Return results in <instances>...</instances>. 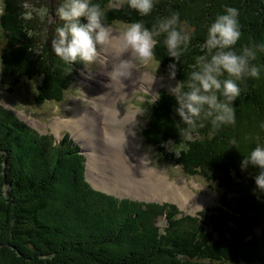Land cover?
<instances>
[{"label":"trees","instance_id":"trees-1","mask_svg":"<svg viewBox=\"0 0 264 264\" xmlns=\"http://www.w3.org/2000/svg\"><path fill=\"white\" fill-rule=\"evenodd\" d=\"M92 2L105 10L106 25L142 20L150 27L157 17L178 13L191 30L192 40L178 64L176 81L187 78L193 57L201 54L206 25L224 6L239 10L242 35L237 47L264 42V0H155L153 12L146 17H139L126 5L110 7L115 4L112 0ZM57 3L0 0V83L5 91L13 92L21 87L20 82H35L34 100L38 104L59 102L78 72L74 74L55 57L43 39V32L53 35L59 23ZM160 39L154 50L159 61L156 67L166 76L170 58ZM256 63L264 64V56H258ZM156 95L159 98L151 105L140 131L143 144L155 155L163 153L165 143L182 144L169 154L163 153V161L176 165L185 175L214 182L221 190L218 204L198 211L196 216L182 215L178 221L173 218L176 211L169 212L173 209L170 204L139 202L155 206L143 211L137 202L119 200L95 188L92 191L77 172V165L76 170L71 166L72 180L68 179L71 173L65 169L72 165V151L63 154L67 161L63 165L62 156L45 151L43 139L41 144L22 134L16 138L14 132L19 133L18 128L25 125H19L0 106V264H264V196L257 198L250 192L254 187L252 170L239 169L241 156L253 142H264V131L259 128L264 121V73L259 79H250L233 102L235 125L211 138L207 127L192 140L180 135L179 129H175V138L167 134L170 129L165 128V119L174 115L175 102L166 89ZM66 140L65 134L59 143ZM229 140L236 143L229 144ZM30 157L35 163L18 169L25 161L31 165ZM161 215L167 225L163 231L156 222Z\"/></svg>","mask_w":264,"mask_h":264},{"label":"clouds","instance_id":"clouds-1","mask_svg":"<svg viewBox=\"0 0 264 264\" xmlns=\"http://www.w3.org/2000/svg\"><path fill=\"white\" fill-rule=\"evenodd\" d=\"M154 4L155 0H116L110 7L126 5L139 17H146L153 12ZM55 16L59 23L53 35L49 36L47 30L43 32V39L55 57L70 68L81 65L88 69L99 64L100 49H109L113 63L108 65L105 75L115 85H124L123 81L140 66L159 64L154 50L162 37L159 43L170 58L165 73L168 94L175 102L173 124L186 140L199 137L205 127L211 138L221 129L234 126L233 102L250 79H259L264 73V64L256 63L258 56H264V42L237 47L242 33L239 10L232 6H224L206 25L201 54L193 57L187 78L182 82L175 78L181 57L189 50L192 32L178 13L159 16L150 27L136 20L116 34L105 23V10L92 0H58ZM125 53L127 57L121 58ZM160 79L164 80L165 75ZM158 98L154 96L152 104ZM259 128L264 131V121ZM235 143L229 140V144ZM239 169L252 170L254 187L250 192L257 198L264 196V142L259 139L253 142L246 155L241 156Z\"/></svg>","mask_w":264,"mask_h":264},{"label":"rangeland","instance_id":"rangeland-1","mask_svg":"<svg viewBox=\"0 0 264 264\" xmlns=\"http://www.w3.org/2000/svg\"><path fill=\"white\" fill-rule=\"evenodd\" d=\"M112 1L116 3V0ZM126 24L128 23L114 21L112 25L108 26H110L113 34H116ZM1 43L2 36L0 31V49ZM121 58H124L123 55ZM111 63H113V58L110 54V50L102 48L100 49L99 64L92 65L88 69H85L81 65L71 67V69L74 70V74H76V72L78 71L77 75L75 76V79L72 81L70 86L66 90H64L63 97L61 96L59 102L44 101L39 104L36 103L34 100L37 93L35 82H31L29 84L20 82L18 85H20L21 87H19L12 93L1 90L0 106L8 110L12 115L11 117L15 118L20 123L19 125H21V123L25 125L21 126V129L18 126L19 128L17 131L19 133L14 132L16 138L20 137V134H22L23 136L26 135L28 139L29 136L34 137V139H36L41 144L43 139V147L45 148V151L50 154L52 153L53 155L57 154V156H62L61 164L63 165L67 162L63 154L68 153L69 155L72 151V153L74 154L73 159H71L72 165H68L67 163L68 168L65 169L66 171H70L71 173L68 179L72 180L71 166L76 170L77 165V172H80V175L83 177L84 182L88 184L89 187L91 185L93 189L95 188L104 192L105 194L113 195L119 200L129 199L130 201L137 202L138 205L143 209V211H149L155 206H152L150 208L149 204H142L139 202H151L157 203L159 205H161L162 203H167L173 206V209H170L169 212L176 211L173 218L180 221V216L182 215L196 216V213L198 211L217 205L221 190L214 182L210 184L200 176L185 175L176 165H173L170 162L163 161V158L161 157L163 153L165 155L169 154L175 151L173 149H179V147L181 148L182 144H180L178 147L176 144L169 146L167 143H165V145H162L163 153L160 152L159 154L154 155L153 150L144 147L142 143H140L141 137L138 134V131L140 126L144 124L143 119L150 111L152 100L155 94L160 89L167 90L169 86V82L166 80V76L164 80L160 79V76L163 73L159 71V69L156 67V64L140 66L138 67V69L148 74L149 77L147 78L146 75L133 73L131 75V78L123 81L124 85H121H128V87L121 88L122 92H119V90L121 89L116 91V88H118L120 85L109 83L108 77L105 75L109 70L108 65H110ZM99 67H102L103 70H99ZM138 78H142L139 79L141 81H139ZM1 79L2 76L0 70V80ZM93 80L97 82L98 86L94 83ZM99 82H108L109 87L105 86L104 89L103 87H101V83ZM171 83L174 84L175 82L173 81ZM131 84L132 86H130ZM124 91L128 93L124 94ZM99 93V97H101V99L94 96L98 95ZM102 93L107 94L104 102L102 101ZM86 108L90 111L92 110V112L85 111V114L92 116L96 114L95 116L101 124L100 137L98 135V131L96 130L97 136L95 138V141L91 142V144H87L84 140L81 141V137L79 138V140H76L77 133L67 128L68 126H72L74 128H77L80 133L83 132V127L79 125L80 122L72 121L70 118L74 117L73 113L75 111L81 112ZM98 110H101L103 112L98 113ZM111 111H117L118 116L129 111L132 112V114H135L136 122L132 124V126H129V128L135 133L138 138L135 149L136 155L133 156V151L127 153L122 152L121 155L125 156V158H122V156L118 154H115V156L113 155V150H111L112 144L105 140L104 130L106 129V126H103V122L105 119L110 120V117L112 118L114 116L110 114ZM109 114L112 116H110ZM172 116L174 115L171 113L168 118L165 119L167 120L168 124L167 126H165V128H169L170 130L167 134L175 138V135H178V130L175 129L178 128H176L175 124H173V121L176 119V117L174 116L175 118H172ZM91 118L94 119L93 117ZM58 125V129H56L55 127H57ZM157 126H160V124L156 125V127ZM158 128L159 127H157V129ZM152 130H154V127ZM65 134L67 140L63 143H59L60 139ZM101 134L104 141L101 138ZM92 144H94L95 146L94 150H98V153H96L95 156L96 160L94 167L93 165H89L88 155L85 153L87 151H92L94 154L92 148L89 150L86 149L92 146ZM73 147H75L74 150ZM65 148L69 150L64 151ZM60 150H63V152L60 153ZM32 152L33 154H36L34 149ZM138 154H140V157H138ZM21 158L24 160V157L22 155ZM76 159H79L83 163V168L79 166ZM116 159L120 164H122L121 168L114 167V161ZM31 163L32 164L30 165L29 162L25 161V163L19 165L18 169H24L28 166L31 167L35 162H33L31 159ZM165 163H168V165H166ZM123 164H126V167ZM142 166L150 169L148 171H145L146 173L151 171L155 174H158V178L160 180L164 179L166 185H162H164L163 187L166 186L164 190L165 195H153L139 189L141 188V184L144 182L142 180H139V178L143 174ZM88 167H92L93 170L90 169L92 170L90 171L92 172V175L88 173ZM62 177L65 181L67 180V177L65 175H62ZM101 177L108 178V185L110 186L111 192L102 190L101 188H97L96 186H94V184H92L99 180V178ZM122 179H125L127 183ZM160 180L156 179V182H161ZM111 183L120 185L125 194H122L121 189ZM115 188H117L118 191L114 190ZM95 189L92 191H96ZM130 189H134L135 193H133ZM144 193H146L147 197H143ZM198 201H200V203H197ZM146 206H148V209L146 208ZM167 211L168 209L165 210L166 213ZM156 222L159 226H162L161 231L164 230V227H167V225L164 224L163 215H161L160 219ZM200 223L204 228L203 216H201ZM42 250L44 249L42 248Z\"/></svg>","mask_w":264,"mask_h":264},{"label":"bare ground","instance_id":"bare-ground-1","mask_svg":"<svg viewBox=\"0 0 264 264\" xmlns=\"http://www.w3.org/2000/svg\"><path fill=\"white\" fill-rule=\"evenodd\" d=\"M123 57L126 58L127 54L126 53L123 54ZM98 69L103 70L102 67H99ZM133 73L139 74V75H146L147 78L149 77L148 74L144 73L142 70H139L138 68ZM129 78H131V76ZM139 79H142V78H138V80ZM93 81L95 84H97V82L95 80H93ZM139 81H141V80H139ZM99 83H101V87H103L104 89H105V86L109 87L108 82H99ZM146 83H147V81H146ZM97 86H98V84H97ZM130 86H132V84ZM124 87H128V85H125V86L120 85L118 88H116V91L121 89V88H124ZM105 91H107V90H105ZM119 92H122V89L119 90ZM126 93H128V92L124 91V94H126ZM102 94H103L102 101L104 102V100L107 97V94H104V93H102ZM99 95H100V93L98 95H94V96L99 97ZM123 96H125V95H123ZM99 99H101V97H99ZM86 109L84 111H81V112L75 111L73 113L74 117L70 118L72 121L80 122L79 125L83 127V132L80 133V131L77 128H74L72 126H68L67 128H69V129H71L77 133L76 134V138H77L76 140H79V138L81 137V141L84 140L87 144H91V142L95 141V138L97 136V131H98V135L100 137V129H101L100 125L101 124L97 120V117L95 116L96 114L94 115L96 118L92 115H86L85 111L92 112V110L90 111V110H88V109L86 110ZM97 112L99 113V112H103V111L98 110ZM110 114H112L114 116L112 118L110 117V120L105 119L103 122V124H104L103 126H106L105 127L106 129L104 130L105 131V140L112 144L111 150H113V155L115 156V154H118V155L122 156V158H125V156L121 155V153L122 152L127 153V152H131V151H133V153H132L133 156L136 155L135 149H136V144L138 142V138L135 135V133L129 128V126H132V124H134L136 122L135 114L133 113L134 114L133 115L132 112H130V111L126 112V113H122L119 116H118L117 111H115V112L111 111ZM112 115H110V116H112ZM91 117H93L94 119H92ZM58 127H59V125L55 128L58 129ZM130 131H131V133H130ZM101 138H102V134H101ZM102 140H103V138H102ZM92 146H90L89 148H86V149L89 150L92 148L94 151V154L92 151H87V150H86L87 152H85V153L88 155L89 165L90 166L93 165V167H94L95 160H96L95 156H96V153H98V150H94V147H95L94 144H92ZM138 157H140V154H138ZM123 165L126 167V164H123ZM114 167L121 168L122 164H120L119 161L116 159L114 161ZM143 168H145V167L142 166L143 174L139 178V180H142L144 182L141 184V188H139V189H141L145 192L151 193L153 195H158V194L159 195H165L164 190H165L166 186L165 187H163V186L166 185V183L164 182V179L160 180L158 178V174H155L151 171L146 173L145 171H148L150 169H148V168L143 169ZM90 169H92V167L91 168L88 167V173L92 175V172H90V171H92L93 169L92 170H90ZM131 173H134V172H131ZM105 178L101 177V178H99V180H97L95 183H92V184H94V186H96L97 188H101L102 190H107V191L111 192L110 186L108 185L109 180H108V178H106V179ZM156 179L160 180L161 182H156ZM122 180L127 183V181L125 179H122ZM111 184H114L117 187H119L122 191V194H125L124 190L121 188L120 185L115 184V183H111ZM162 184H164V185H162ZM114 190L118 191L117 188H115ZM130 190H132V192L135 193L134 189H130ZM143 197H147L146 193L143 194ZM197 203H200V201H198Z\"/></svg>","mask_w":264,"mask_h":264}]
</instances>
